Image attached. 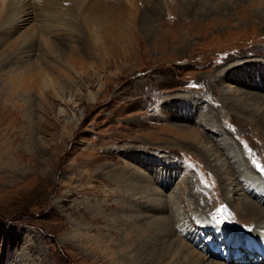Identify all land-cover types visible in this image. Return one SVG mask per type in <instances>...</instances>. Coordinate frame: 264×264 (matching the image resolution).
Segmentation results:
<instances>
[{"label": "rangeland", "instance_id": "1", "mask_svg": "<svg viewBox=\"0 0 264 264\" xmlns=\"http://www.w3.org/2000/svg\"><path fill=\"white\" fill-rule=\"evenodd\" d=\"M158 1L162 14L131 55L87 75L68 71L66 60L75 52L100 63L86 51V31L47 37L48 52L40 21L10 28L11 6H0V264H130L125 242L140 220L171 218L175 203L190 224L196 212L212 226L183 240L194 249L213 233L236 246L254 233L255 222L235 214L242 195L228 196L213 159L223 139L236 169L243 162L248 177L264 181V136L242 116L245 107L264 114V101L251 98L264 96V0L169 14L173 4ZM27 3L45 15L42 0ZM24 75L32 87L19 86ZM194 134L216 154L205 157L200 138H187ZM154 233L159 247L179 237ZM223 252L227 264H264L245 245Z\"/></svg>", "mask_w": 264, "mask_h": 264}, {"label": "bare ground", "instance_id": "2", "mask_svg": "<svg viewBox=\"0 0 264 264\" xmlns=\"http://www.w3.org/2000/svg\"><path fill=\"white\" fill-rule=\"evenodd\" d=\"M42 1L46 3L44 5L46 13L41 18L37 16L35 10L31 8V5H28L27 0H0V6L2 9H4L6 4L11 6L10 9L13 12V17L10 20V28L16 29L29 21H40L41 36L44 35L46 37L44 45L48 52L50 44L47 37H59L64 35V39L72 40V33H74V36L76 35V37H78L82 31H86V37L81 35L85 38L87 44L86 51L89 52L93 50L95 56L99 55L101 58L100 63L96 64L94 61H91L92 59H90L89 62L79 59L75 56V52H71L70 55L66 57L68 71L71 69L82 72L85 75L89 73V70L94 73H97V71L105 73L114 60H118L120 57L124 58L130 56L131 45L139 43L140 41L139 32L146 31L152 33V30L156 26L155 23L160 17L157 15L162 14L158 0H74V3L70 2L71 0ZM212 1L213 0H168V4L172 3L173 5L167 6L166 11L167 13L168 11H173L175 7L178 8V5L181 6L182 10L186 7L188 10L189 8L193 9L195 7H199V9L203 10L205 5L207 3L210 4ZM74 9L78 10V14L73 13ZM168 18L169 19H166L168 20L166 21L167 24L174 22L173 18ZM58 25H61L62 28L55 27ZM53 27H55V30H53ZM66 29H75V32L69 33ZM66 34L68 36H66ZM89 41H92L90 44L94 46L93 48L90 47ZM110 49H112V52ZM98 51L101 52L98 53ZM115 74L117 73L115 72ZM11 76L15 78L13 74ZM22 77L23 78L18 83L19 86L32 87L30 78L25 75ZM15 79L18 80L19 78ZM103 85L104 83L101 84L99 89H102ZM251 98L264 101V96L262 97L259 94ZM89 99L95 101L97 99V93L90 91ZM245 105L246 104H244V106ZM244 106H242V109H244ZM245 109L246 110L243 111L245 115L242 116L249 118L248 120L250 123L260 125L259 130L264 136V114L259 112V108L251 110L245 107ZM190 136H187V138L194 144L195 141L200 138L202 141L200 148L202 149V154L205 153L211 156L216 154V151L213 149L215 145H213L207 137L204 136L205 138H203L201 134L199 136L198 134ZM222 141L225 140L222 139L221 143L219 142L218 145L222 147V152H219L213 161H215V165H217L222 172L223 185L228 196L235 199V195H242L240 201L241 205L236 206L235 214H237V216L243 215L253 223L255 222L256 229L254 233L246 237L245 242L243 241L244 244L237 246L235 244L228 245L225 240L219 239V235L213 233L210 235V239L205 246L202 245L194 249V246L191 247L187 245L183 240L185 238L192 239L190 236V232L192 233L191 230L197 228L205 229L212 226L196 212L192 213L195 218L192 224H190V221H186L181 217L182 205L180 206L178 203H175L170 207L172 211L171 218H168V216L161 218L155 217L152 221H149L148 218H142L140 220L139 230L135 231L137 234H129L130 236L125 242V248L127 249L125 250V257L130 259V264H178L179 259H184L186 264H227V262L221 261L222 258L220 259L217 253L220 251H227L226 254L223 252L224 255L222 254V256L227 255L229 257L231 252L235 251L241 245H245L246 249L248 248L250 251L257 249L258 258L260 254H264V207L262 206V204H264V181L259 178H254L253 176L248 177L247 174H245L248 167L242 160L239 161L242 162V165H240L242 168L240 169L238 167V169H236L231 160L233 149H228ZM204 156L206 157V155ZM165 162L169 165L171 164L170 161ZM236 178L240 183L235 181ZM241 183L242 187L243 185L245 186L247 194L241 189ZM135 223L137 222H132V224ZM157 229L163 237H167L166 232L171 231L172 236L177 232L179 233V237L183 239L178 237L170 241L169 244L164 243L162 247H159V245H156V235L154 233ZM221 231L223 232V229H221ZM216 239L219 240L218 243ZM131 250H136L135 254H130L132 252ZM247 258L248 257H245V259ZM234 259L235 262H239L243 260V256H241V260L238 258ZM257 261L258 259H256V262Z\"/></svg>", "mask_w": 264, "mask_h": 264}]
</instances>
